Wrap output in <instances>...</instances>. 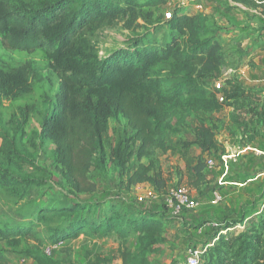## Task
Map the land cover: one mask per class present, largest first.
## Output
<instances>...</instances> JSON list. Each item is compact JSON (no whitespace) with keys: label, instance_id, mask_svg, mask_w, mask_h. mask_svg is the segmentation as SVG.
Wrapping results in <instances>:
<instances>
[{"label":"trees","instance_id":"16d2710c","mask_svg":"<svg viewBox=\"0 0 264 264\" xmlns=\"http://www.w3.org/2000/svg\"><path fill=\"white\" fill-rule=\"evenodd\" d=\"M233 1L264 7V0ZM166 3L168 0H0V35L5 48L28 54L43 51L57 75L58 88L54 98L46 100L35 146H54V168L68 187L61 204L39 207L27 225L0 221V240L25 237L41 242L34 226L45 227L57 243L80 236H137L138 247L123 254V262L151 264L148 255L166 241L167 217L150 209L119 208L117 202L106 210V199L100 197L82 201V194L98 191L91 177L93 170L104 171L109 161L126 189L150 184L163 192L169 179L157 152L187 151L196 145L201 155L189 170L193 185L203 192L212 182L208 157L225 152L218 125L207 123V118L226 106L236 112L248 108L250 121L241 122L232 114L238 127L244 128L238 145L252 143L264 130V98L257 99L256 91L243 86L240 68L232 67V49L213 31L212 18L206 13H186L181 6L165 19L168 39L145 43L146 38L137 35L120 45L101 48L98 31L118 23L136 31L155 19L152 8ZM242 56L240 51L239 58ZM224 69L233 75L222 77ZM34 74L30 61L10 70L0 65V96L18 99L30 92ZM218 79H222V89L212 84ZM34 110L32 105L22 106L0 126V190L14 199L4 200L17 206L32 190L46 184L26 169H37L30 158L29 145L33 144L27 134ZM191 117L196 118L193 139L172 141L170 135L181 133ZM112 120L124 121L129 133L112 147L109 156L105 134ZM203 196L207 201L211 194ZM262 198L257 208L232 220L224 218L221 226H210L215 230L214 241L201 246L200 264H264ZM242 225L241 230H230ZM32 258L35 264H60L38 255ZM109 261L98 259L91 264ZM11 262L0 248V264Z\"/></svg>","mask_w":264,"mask_h":264},{"label":"rangeland","instance_id":"374dc122","mask_svg":"<svg viewBox=\"0 0 264 264\" xmlns=\"http://www.w3.org/2000/svg\"><path fill=\"white\" fill-rule=\"evenodd\" d=\"M197 1L201 2L202 7H205L207 11L214 15L212 18L213 31H220L224 37L228 36L229 33L230 37H240L243 34L245 36L256 34L257 37H260V22L258 19L245 14L235 15L231 11H225L226 2L224 0H186L185 2H182V0H168V3L152 8L155 12V19L150 23L143 24L136 31L126 30L119 23L98 31L101 48L105 50L114 44L120 45L128 38L137 35L145 37V43L168 39L170 30L168 23H164L166 22L165 19H168L166 14H173L175 9L181 6L187 4L189 6V2H193L191 5L193 6L191 9H193L194 3ZM184 11L187 12V10ZM215 17L219 20H216ZM248 25L251 26L247 27ZM159 26L164 28L157 30ZM227 39L230 38L227 37ZM229 47L232 49L231 52L234 53L231 58L233 61L232 67L238 66L240 68V62L245 63L244 57L243 60L239 58L241 50L233 44H229ZM27 61H30L35 69L34 77L31 79L32 89L18 99H6L0 96V126L9 122L20 107L33 106L35 110L31 113L30 122L27 125V134L29 138H32L33 145H29V152L30 158L36 163L37 169L29 166L26 169L34 171L36 177L46 181V184L42 188L32 190L30 195L21 201L18 206L13 202H8L9 198L13 199L12 196L0 190V221L4 225L10 226L19 223L27 225L29 219L36 216L37 212L35 211L39 207H44L47 204H61L65 200V194L68 193L67 185L54 168V146L52 144L41 147L35 146V144H39L37 135L41 128V114L46 108V100L47 98L53 99L58 88L57 75L51 69L49 58L43 51L28 54L23 51L9 50L5 48L0 35V65L2 67L10 70ZM230 73L233 75L232 71L224 69L221 76L227 77ZM219 81L223 83L222 79H218L212 84ZM244 87L247 88V85ZM247 89L256 91L255 97L257 99L264 98V86ZM248 110V108H245L236 112L233 107L226 106L221 113L207 118V123L218 125V136L225 152L223 155L212 153L208 157L214 161V164L208 167L209 179L212 182H210L209 188H204L203 192L192 183L193 178L189 168L196 163L200 156L197 155L198 147L192 145L187 151L157 152L160 160L159 165L169 179L165 191L157 192L150 184H142L129 190L126 189L122 176L111 167L108 161L104 171L94 169L92 172L91 177L98 186L97 193L82 194V201L89 202V200L100 197L106 199V210L117 202L116 207L119 208L123 207L128 210L143 208L163 213L167 217L165 223L167 228L166 241L157 245V250L150 253L148 258L151 264H186L190 249L200 248L202 245L214 241L212 238L215 230L210 226H221L223 224L221 221L224 218L232 220L239 217L242 212L249 211L253 206L257 208L261 198H264V158H261L264 154L256 155L249 152H239L237 148L244 128L238 127V123L232 119V114L235 113L241 122H247L252 118V114L247 113ZM195 121L196 118L191 117L186 128L178 135L171 134L170 139L175 141L177 137H180L192 140L191 129ZM249 129H252L251 125L248 126ZM128 133L129 130L124 121L112 120L110 122V128L105 134L106 150L109 156L112 147L120 139L125 138ZM256 138L254 140H257L264 152V130H261ZM220 154L221 156H219ZM180 188L188 190L200 202L199 206L189 208L182 205L176 196V192ZM216 192L224 197L218 204H213L212 200ZM203 193L205 195L211 194L207 201H205ZM224 193L226 195H223ZM139 197H143L144 200L139 201ZM21 210L23 213H21ZM32 212L35 213L30 217ZM34 229L38 231L43 239L41 242L34 238L25 237L18 240L15 238L9 241L0 240V248L6 257L12 259L11 264H35L32 258L35 255L60 264H91L98 262V259L110 260L108 264H120L119 260L123 259V254L129 250L134 251L138 247L137 236L128 238H121L116 234L109 238L80 236L77 240L57 243L45 227L34 226ZM241 229L243 228H238L237 231ZM48 246H54V253L51 256L46 253ZM123 264L125 263L123 262Z\"/></svg>","mask_w":264,"mask_h":264},{"label":"crops","instance_id":"0c3cea01","mask_svg":"<svg viewBox=\"0 0 264 264\" xmlns=\"http://www.w3.org/2000/svg\"><path fill=\"white\" fill-rule=\"evenodd\" d=\"M224 2H226L225 11H231L235 15L245 14L254 19L257 18L258 21L260 22V26H259L260 37L259 36L257 37L256 34L254 35L250 34L246 36L243 34L240 35V37H230L229 35L230 33L228 34V36L224 37L223 34L220 33V31H215V32L217 35H220L221 38L226 43L230 45L232 44L236 45L239 50L245 52L244 56L241 57L242 60L244 57L245 63L243 61H242L243 63L240 62L241 65L239 69L240 72L239 77L242 84L244 86L247 85V88H253V89L263 87L264 86V7H255L243 2H236L233 0H224ZM189 4L190 7L188 6V4L184 5L185 10H187L186 13L203 12L211 16V18H213L214 15L211 14V12L207 11L205 7L204 8L202 7V9L200 10L197 9V6L202 4L201 2L197 1L196 3H194L195 6L193 9H191V7H193L191 6L193 2L192 3L189 2ZM250 26L251 25H248L247 27ZM227 37H229L230 39H227ZM221 111L222 110H219L215 114L221 113ZM252 144H254L255 146L259 147L260 150H262L261 148L262 146L261 145L259 146L257 140L253 141ZM249 153H253V152H249ZM197 155H201V150L199 148L197 149ZM119 262L120 264H123V259L122 260L120 259Z\"/></svg>","mask_w":264,"mask_h":264},{"label":"built area","instance_id":"2783aa9c","mask_svg":"<svg viewBox=\"0 0 264 264\" xmlns=\"http://www.w3.org/2000/svg\"><path fill=\"white\" fill-rule=\"evenodd\" d=\"M186 0H182V2H185ZM184 4V3H183ZM197 9H202L201 5L197 6ZM172 17V13H167L166 14V18L170 19ZM216 86L217 89H222L223 88V83L216 82L214 84ZM219 97L221 100H224V96L223 94H219ZM238 151L239 152H253L256 153L257 155H261L264 154V152L262 150L259 149V147L255 146L252 143H245L243 145H237ZM208 164L210 166H212L214 164V161L212 159H208ZM176 196L179 198L180 202L182 203V205L187 206L189 208H195L197 206H199L200 202L194 198L191 193L186 190V189H182L180 188L177 192H176ZM223 199V197L221 196V194L219 192H216L214 194L212 203L213 204H218L221 200ZM139 201H143L144 198L143 197H139L138 198ZM180 203V205H181ZM179 205V208H180ZM235 228H244V225L242 226H236L233 228H230V230H234ZM46 253L51 256L54 253V246H48L46 249ZM201 253H202V248L198 247V248H192L189 251V258L186 264H200L201 261Z\"/></svg>","mask_w":264,"mask_h":264}]
</instances>
